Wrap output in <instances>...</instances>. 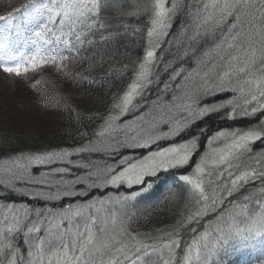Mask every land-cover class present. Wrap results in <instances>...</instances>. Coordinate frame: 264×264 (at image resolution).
Listing matches in <instances>:
<instances>
[{
    "label": "snow or ice",
    "instance_id": "snow-or-ice-1",
    "mask_svg": "<svg viewBox=\"0 0 264 264\" xmlns=\"http://www.w3.org/2000/svg\"><path fill=\"white\" fill-rule=\"evenodd\" d=\"M170 2L171 7H166V0H154L152 4L151 26L147 29L148 46L128 91L113 105L117 115L96 117L103 121L100 130L92 133L80 131L83 146L72 151L61 149L20 154L10 158V165L0 167V187L46 203L70 198L76 201L59 209L0 204V264H218L216 258L220 250L230 241L244 245L257 237H264V150L253 151L256 142L264 141V123L242 132H218L209 144L223 138V146L212 149L207 158L202 157L193 174L178 178L190 186L192 200L199 206L181 226L198 222L208 212L220 208L226 197L236 195L253 181L260 182L256 191L243 195L239 201H228L231 207L222 209L217 217L218 235L211 241V233L207 230L188 243L182 241L178 229L161 236L133 233L129 229L130 202L152 187L147 178L156 177L161 170L188 165L196 147L194 139L150 152L136 162L122 157L116 168L108 166L91 171L93 165L78 164L76 167L87 170V174L73 179H64L66 175H72L69 167L51 168L57 162L71 165L73 162L68 158L74 154L116 152L120 147L147 148L160 139L178 134L195 117H203L228 106H232L228 118H234L237 109L233 100L203 106H200V101L208 94L243 92L244 89L239 87L241 75L245 77L243 83L257 86L254 90L249 88L251 101L246 100L245 103L258 102L257 93L259 99H264V0H202V6L193 13L192 35L188 39L195 45L208 35L217 39L216 32L219 31L214 48L203 54L204 57L215 54L209 61L212 67L203 72V76L194 70L200 83L190 95L185 93L183 99L187 103L177 104V97H173L170 103L163 100L154 102L159 103L160 113L152 118L151 128L131 139L118 138L121 127L116 125V121L130 111L134 97L151 82V67L160 46L158 41L169 34L172 18L178 9L175 0ZM24 7L26 10L21 23L14 24L11 13L0 16V20L7 21L0 30V70L6 74L20 76L29 68L35 70L51 65L63 74L65 80L74 83L103 81L119 70L112 64L113 45L140 31L125 22L128 16H138L139 13H125L123 0H32L30 6ZM13 29L18 37L15 44L11 40ZM87 53L90 55H85ZM70 66L82 71L73 73ZM122 67L125 71L128 69V65ZM217 68L222 69V74L218 75L219 82L213 84L210 82L211 73ZM183 71H175L170 79L176 80ZM194 73H189L185 81ZM233 78H236L238 87L226 88L225 85ZM177 87L184 88L185 85ZM258 107L264 109V104H258ZM173 109L180 112L179 119L173 114ZM257 110V107H251L250 111L241 109L245 116L254 115ZM75 111L79 114V108ZM139 119L143 121L144 117ZM161 125L168 127L169 131L153 136L152 133ZM122 127L126 133L130 130V124ZM208 165L214 166L218 175L226 173L229 177L228 183H221L210 194L205 191L206 181L201 175ZM34 167H46L49 171L36 177L31 172ZM208 175L211 176L212 172ZM57 176L60 178L55 179ZM125 183L129 189L141 186L140 191L88 199L92 190L110 186L118 188ZM21 184L26 187H18ZM225 217L231 222L227 228H222L219 225ZM240 224L244 226L240 227ZM17 237L24 240L26 256L16 243Z\"/></svg>",
    "mask_w": 264,
    "mask_h": 264
},
{
    "label": "trees",
    "instance_id": "trees-1",
    "mask_svg": "<svg viewBox=\"0 0 264 264\" xmlns=\"http://www.w3.org/2000/svg\"><path fill=\"white\" fill-rule=\"evenodd\" d=\"M31 2L32 0H0V16H7L11 13L13 23H21L23 13L26 10L24 6H30ZM175 2L178 4V9L176 15L172 18L171 28L168 30L169 34L158 41L160 46L156 49V59L151 67V82L142 89L140 95L134 98L130 111L117 121L119 123L126 121L135 112L145 111L152 106L158 109L159 103L154 102L163 100L164 103H170L173 97H177L182 90L186 89L189 80L185 81V77L189 73H194L197 66L202 68L203 61L206 58L211 61L212 56L215 55L211 53L209 57H204L203 54L214 48L215 43L218 42L219 31L216 32L217 39H213L211 35H208L198 40L195 45H192L188 39L192 35L193 13L202 6V0H175ZM153 3V0H123L122 10L125 13H139L138 16H128L125 22L139 28L140 31L124 37L118 45H113L111 49L114 54L112 64L119 70L106 80H97V82L91 84L87 82L74 83L72 80H65L63 74L58 73L51 65L35 70L29 68V71L22 73L20 76L6 74L0 70V167L6 164L10 165L12 163L10 158L20 154L29 155L30 153L61 149L72 151L75 147L83 146L79 135L80 131L92 133L100 130L103 121L96 117L106 118L113 110V105L117 103L123 91L135 78V70L148 46L147 29L151 26ZM166 7H171L170 0H166ZM110 14L115 15V13ZM6 23V20H0V30L3 29ZM225 26L224 30L226 29ZM15 31L13 29L11 37L13 44L18 40ZM85 55H90V53ZM209 61L208 64L211 63ZM123 65H128L126 71L123 70ZM70 67L73 73L82 71L80 68ZM84 67L87 68V63ZM204 68L201 71H204ZM181 69L184 70L181 76L177 77L176 80H171L170 77L173 73ZM165 85H168V87L166 88ZM177 85H185V87L178 88ZM229 97V92L227 94H208L201 98L200 106L205 105L207 100L213 99L212 105H215ZM6 99H12V101L3 106L4 103H7ZM234 106H237L236 103H234ZM14 108L15 114L11 111ZM70 108L72 111H69ZM77 108H79V114L75 111ZM231 108L232 106H228L223 110L206 114L203 117H195L178 134L172 135L170 138L168 136L160 139L147 148L120 147L116 152L74 154L68 158L73 162L71 165L66 162H57L51 168L69 167L72 175H66L64 179H73L77 175L87 174V170L76 167L78 164L93 165L91 171H96V168L103 170L108 166L116 168L122 157H128L131 161L135 157H140L144 150L154 149L163 145L165 141L178 142V139H184L188 135L196 140L194 149L196 154L203 145L204 140L213 132L220 129L231 130L235 127L246 130L256 128V124L264 117V109H259L254 115L248 116H245L241 109H238L235 117L229 119ZM18 110L19 112L26 110L23 117L16 116ZM37 110L42 115V122H46L43 126H39L34 122V118L32 119L33 112ZM10 111L11 114H9ZM124 133L125 131L121 129L118 138L122 140ZM262 150H264V141L256 142L253 151L258 153ZM193 162L194 155L188 165L161 170L156 177L147 178V183H151L152 187L131 201L128 208V212L131 214L130 231L161 236L166 232L178 229L182 241L190 243L193 238L199 237L201 232L207 230L211 233L209 237V241H211L212 237L218 235L216 227L212 228L211 224L221 215L222 209L231 207L228 201H239L243 195L256 191L260 187L259 181H253L241 188L236 195L226 197L225 203L215 212H208L205 216L199 218L198 222L181 226L186 217L198 208L194 206L193 208H184L182 211L179 210L175 193L177 185L181 186L185 192H189L190 186L183 181H179L178 178L189 171ZM45 171H49V168L34 167L31 169L32 174L36 177H39L40 173ZM59 178V176L55 177V179ZM223 179H225L224 183L229 182V177L224 174L222 180L213 179L209 187L213 185L214 188L218 189ZM18 187L25 188L26 186L21 184ZM140 187L133 186L129 189L125 183L118 188L115 186L106 189L100 188L99 190H92L88 199L116 193L127 195L132 191H140ZM207 193L210 194V190ZM183 196L186 197V195ZM79 199L83 200L84 198ZM72 202L76 201L70 198L59 202L46 203L42 199H31L22 192L0 187V204L15 203L17 205L26 204L31 208L53 207L59 209ZM192 203L195 205L194 202ZM239 226L243 227L244 225L240 224ZM193 229H195V232H193ZM257 238L258 244L253 246H249L248 242L255 241V239L244 245H236L234 241H230L229 245L220 250L216 258L218 264H264V237ZM16 243L22 249V254L26 256V246L23 238L17 237Z\"/></svg>",
    "mask_w": 264,
    "mask_h": 264
},
{
    "label": "rangeland",
    "instance_id": "rangeland-1",
    "mask_svg": "<svg viewBox=\"0 0 264 264\" xmlns=\"http://www.w3.org/2000/svg\"><path fill=\"white\" fill-rule=\"evenodd\" d=\"M153 2H154V0H153ZM228 23H231V21L229 20ZM225 27H226V29H225V31H226L227 30V26H225ZM208 61L209 60L207 58L203 61L202 68L205 67L204 68L205 69L204 71H201L202 68L201 67L199 68L197 66L195 68V72H199L200 73V76H203V72L208 71L212 67V63L208 64ZM219 74H222V69L221 68L215 69V71H213L211 73V80H210V82L211 83H214V84L215 83H218L219 82L218 81V75ZM244 79H245V77L243 75H241L239 77V80H240L239 87L243 88L244 91L243 92H240V91H229L231 98L229 97L227 99H231V100L234 101V103H236V105H237L236 106V109L237 110L238 109L239 110L240 109H247V110L250 111L251 107H257L258 110L261 109V108L258 107V104H264V99H259V94L258 93H257L258 102L257 101H253V102H251V104L245 103L246 100L251 101V96L248 94L249 88H251V89L254 90L257 86L255 84L249 85V84L243 83ZM232 81H233V83L226 84L225 87L228 88V89L237 88L238 85H237L236 78H233ZM131 83H132V81L129 83V85ZM199 83H200L199 78L194 73L193 76H192V78L189 79V83L187 84L186 89L182 90L181 93L177 96L178 99L176 100V103L177 104L187 103L188 101H185L183 99V97L185 96V93H188L190 95L192 93V91L199 86ZM128 86L123 91V93L121 94V96L119 97L117 103L120 101V98L124 95V93L126 91H128ZM0 96H1V90H0ZM205 96H203L201 98H204ZM212 100H209V101L207 100V103L205 105H212L213 104L212 103ZM5 101L7 103H4L3 106H5L6 104H9V102L12 101V99H8V100L6 99ZM133 102H134V99H133ZM133 102H132V104H133ZM131 106L132 105H130L129 108ZM11 111H13V114H15V108L13 110H11ZM11 111H10L9 114H11ZM16 111H17V109H16ZM154 111H157V112H154ZM172 111H173V114L176 115L177 119H179L180 118V112H178L176 109H173ZM8 112H9V109H8ZM24 112H26V110L25 111H22V112H19V110H18L16 116L17 117H23L24 116ZM159 113H160V106H159L158 109H155V107L152 106L151 108H148L145 111L135 112L130 118H127L126 121H124L123 123H119V122L116 121V125L117 126H120L121 129H123V127H122L123 125L130 124V130L127 133L125 132L123 134L122 140H124L126 138L131 139V137H133V136L140 135L141 134V131H147L148 129H150L151 128V120H152V118L155 117V116H158ZM109 114L117 115L118 112L112 110ZM185 115H186V113H185ZM32 116H33L32 119L34 118V122L37 123V124H39V126L40 125L43 126V125L46 124V122H44V123L42 122V120H41V116L42 115H41V113H39L38 110L37 111H34ZM141 116L144 117V120L143 121H141L139 119V117H141ZM262 123H264V117L259 121L258 124H256V128H258L259 125L262 124ZM168 131H169V128L168 127L161 125L160 128L157 131H155V132L152 133V135L153 136H156V135L162 134L163 132H168ZM222 131L223 132H242V131H246V129H243L241 127H235V128H232L231 130L220 129V130H217V131L213 132L210 136L207 137V139L204 140L203 145H201V148L198 149V151L196 152V154L194 153V150H193V153H192V156H191L190 160L193 158V155H194V162L192 163L189 171L186 172V173H184V174H182V175H191V174H193L196 165L198 163H201L202 162L201 161V158L202 157L207 158V155L211 153L212 149L219 148V147H222L223 146V142H224L223 141V138H221L220 140L214 141L212 144H209V140L212 137H214L218 132H222ZM170 136H172V135H169V138H170ZM190 136L188 135V137H186L184 139H180V140L178 139V142H167V141H165L163 145H160V146H158V147H156L154 149L144 150V152L141 153V156L140 157H135L134 159L131 160V162H136L137 160H140L144 156L148 155L150 152L158 151V150H160V149H162L164 147H170L172 145H180V144L187 143V142L193 140V138L190 137ZM141 143H143V141H141ZM220 171H223V169H220ZM209 172H212V175L211 176L208 175ZM201 175H202V178H204L205 181H206V183H205V191L206 192L208 190H210V192H212L213 189H216V188L213 187V185H212V187H209V184L211 183V181L213 179H221L222 180V178H224V175L223 176L218 175V173L214 169V166H211V165L205 166V172L203 174H201ZM225 175H226V173H225ZM225 179H223L222 183H224ZM145 187H146V185H145ZM175 190H176L175 193H176V198H177L176 201L179 204V207H178L179 210L182 211L184 208H193L194 206H197V205H193L192 202H194V201L192 200V197L190 195V192H188V193L185 192L183 190V188L181 186H179V185H177L175 187ZM130 194L131 193H128L127 195H130ZM117 195H119V194L118 193L112 194V196H117ZM183 195H186V197H184ZM197 207H199V206H197ZM230 222L231 221H229L227 219V217H225V220L223 222H221L219 226L222 227V228H225V227H227V225ZM211 226H212V228H215V227L217 228V226H218L217 225V220L214 223H212ZM257 239L258 238H256L255 241L248 242L249 246H253L254 244L255 245L258 244V240Z\"/></svg>",
    "mask_w": 264,
    "mask_h": 264
}]
</instances>
